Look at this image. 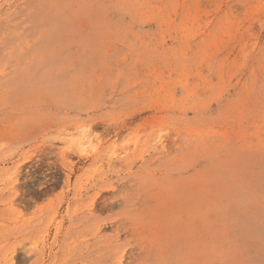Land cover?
Masks as SVG:
<instances>
[{"label":"rangeland","instance_id":"obj_1","mask_svg":"<svg viewBox=\"0 0 264 264\" xmlns=\"http://www.w3.org/2000/svg\"><path fill=\"white\" fill-rule=\"evenodd\" d=\"M0 264H264V0H0Z\"/></svg>","mask_w":264,"mask_h":264}]
</instances>
